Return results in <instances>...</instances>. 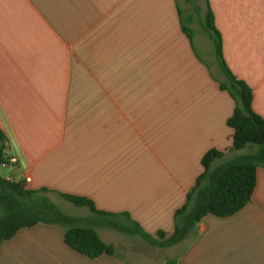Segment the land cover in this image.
I'll list each match as a JSON object with an SVG mask.
<instances>
[{
    "label": "crops",
    "instance_id": "crops-1",
    "mask_svg": "<svg viewBox=\"0 0 264 264\" xmlns=\"http://www.w3.org/2000/svg\"><path fill=\"white\" fill-rule=\"evenodd\" d=\"M208 8L227 66L264 119V0H0V128L5 155L16 159L9 164L22 167L4 178L48 188L76 217L91 213L59 192L171 233L203 153L224 152L215 166L244 151L230 149L234 102L218 86L217 62L207 61ZM183 28L197 36L190 42ZM95 230L113 246L126 235ZM63 231L21 227L0 243V264H264V167L245 206L206 214L169 247L144 241V254L90 258L67 246Z\"/></svg>",
    "mask_w": 264,
    "mask_h": 264
},
{
    "label": "trees",
    "instance_id": "trees-1",
    "mask_svg": "<svg viewBox=\"0 0 264 264\" xmlns=\"http://www.w3.org/2000/svg\"><path fill=\"white\" fill-rule=\"evenodd\" d=\"M202 26L213 43L218 69L224 75L218 86L227 91L234 102L233 111L226 119V125L232 130L230 149L244 151L215 166L214 160L221 158L224 152L210 148L203 153L200 160L203 170L187 191L184 203L174 211L172 232L167 234L159 229L149 233L126 212L100 210L86 196L59 192L64 200L86 207L91 213L88 217H76L63 212L46 195L48 188H26L20 181L0 176V243L21 227L42 222L61 226L67 246L90 258L114 254V246L99 237L97 226L136 236L152 246L169 247L194 234L196 224L206 214L229 216L247 204L255 186L256 168L264 167V119L252 108L250 86L232 73L223 58L221 35L213 24L210 8ZM183 31L191 42V30L183 28ZM5 139L0 128V165L8 161L4 153ZM176 263V259L166 262Z\"/></svg>",
    "mask_w": 264,
    "mask_h": 264
},
{
    "label": "rangeland",
    "instance_id": "rangeland-1",
    "mask_svg": "<svg viewBox=\"0 0 264 264\" xmlns=\"http://www.w3.org/2000/svg\"><path fill=\"white\" fill-rule=\"evenodd\" d=\"M192 33H194L195 37L197 36V32L195 30H192ZM211 52L212 51L210 50V53ZM200 53H201V51H200ZM206 56H210L211 59H209L207 57V61L210 62L211 65H213L215 61L217 62L216 57L214 56V54H212V53L209 54L208 53ZM217 74L221 78L220 80H223L222 76L224 78V75H222V73H220V70H219V72ZM8 153L9 154H14L15 152H13V150H11V151H8ZM6 166L7 167H4V166L0 165V175L2 177L9 176V177H12V178L15 179L16 175L19 172H21V170H22V167H16V165H12V164H9V163ZM71 206H73V205H71ZM0 213H1V210H0ZM145 246L146 245H145L144 241H140V240H138L136 238L128 237L126 235L118 234L117 238L115 240L114 253L122 254L123 256L127 255L128 253H133V254H136V255H139V254H142V253L144 254Z\"/></svg>",
    "mask_w": 264,
    "mask_h": 264
},
{
    "label": "built area",
    "instance_id": "built-area-1",
    "mask_svg": "<svg viewBox=\"0 0 264 264\" xmlns=\"http://www.w3.org/2000/svg\"><path fill=\"white\" fill-rule=\"evenodd\" d=\"M15 160H16V159H15L14 157H9L7 162H2V163H1V166H6L8 163L15 162ZM24 181L28 182V181H29V177L26 176V177L24 178Z\"/></svg>",
    "mask_w": 264,
    "mask_h": 264
}]
</instances>
